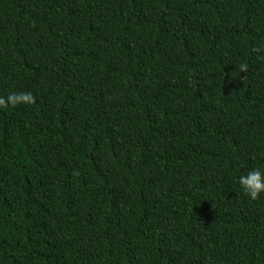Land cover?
<instances>
[{
  "label": "trees",
  "instance_id": "16d2710c",
  "mask_svg": "<svg viewBox=\"0 0 264 264\" xmlns=\"http://www.w3.org/2000/svg\"><path fill=\"white\" fill-rule=\"evenodd\" d=\"M14 91L0 264H264V0H0Z\"/></svg>",
  "mask_w": 264,
  "mask_h": 264
},
{
  "label": "clouds",
  "instance_id": "9594fccd",
  "mask_svg": "<svg viewBox=\"0 0 264 264\" xmlns=\"http://www.w3.org/2000/svg\"><path fill=\"white\" fill-rule=\"evenodd\" d=\"M240 69H246V65L241 64ZM34 96L31 91L11 92L7 95L6 100L0 98V106L8 105L15 107L17 105H30L34 103ZM238 186L245 197L249 200L258 199L264 194V169L253 167L239 175L237 179Z\"/></svg>",
  "mask_w": 264,
  "mask_h": 264
}]
</instances>
